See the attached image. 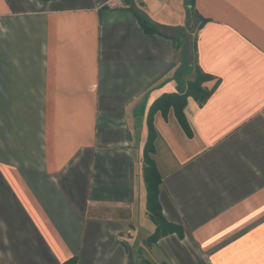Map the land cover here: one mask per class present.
Returning <instances> with one entry per match:
<instances>
[{
  "label": "crops",
  "instance_id": "crops-1",
  "mask_svg": "<svg viewBox=\"0 0 264 264\" xmlns=\"http://www.w3.org/2000/svg\"><path fill=\"white\" fill-rule=\"evenodd\" d=\"M190 1L0 0V264H144L152 130L150 254L264 264V0Z\"/></svg>",
  "mask_w": 264,
  "mask_h": 264
},
{
  "label": "trees",
  "instance_id": "trees-1",
  "mask_svg": "<svg viewBox=\"0 0 264 264\" xmlns=\"http://www.w3.org/2000/svg\"><path fill=\"white\" fill-rule=\"evenodd\" d=\"M190 5L194 7V0L190 1ZM146 31H154L153 26L149 23L145 18L137 16ZM210 77L205 74H198L196 80L189 83L188 87L183 93L176 94H167L160 97L152 106V112L161 109L162 111H166L169 106H175L178 116L181 118L182 114V106L185 103L186 97L193 96L200 103H203L208 96H210L211 91L202 87V83L209 80ZM154 140L155 133L152 130L145 149V166H144V180L146 184V197H147V212L155 225V231L153 234L145 241L146 248L154 247L158 241L170 234L181 232L180 227L169 223L163 213L159 203V188L161 185L162 177L158 172L156 163L152 158L154 154ZM144 264H152V262L148 259L143 260ZM161 264H167L166 262H162Z\"/></svg>",
  "mask_w": 264,
  "mask_h": 264
},
{
  "label": "built area",
  "instance_id": "built-area-1",
  "mask_svg": "<svg viewBox=\"0 0 264 264\" xmlns=\"http://www.w3.org/2000/svg\"><path fill=\"white\" fill-rule=\"evenodd\" d=\"M105 5L111 9H117L123 6V0H106Z\"/></svg>",
  "mask_w": 264,
  "mask_h": 264
},
{
  "label": "rangeland",
  "instance_id": "rangeland-1",
  "mask_svg": "<svg viewBox=\"0 0 264 264\" xmlns=\"http://www.w3.org/2000/svg\"><path fill=\"white\" fill-rule=\"evenodd\" d=\"M148 249V253L146 252V254L144 255V257L148 260H150L152 262V264H156V260H158V262L160 261L159 259H157L156 254L149 252L151 250V248H147ZM162 262H159V264H161Z\"/></svg>",
  "mask_w": 264,
  "mask_h": 264
}]
</instances>
